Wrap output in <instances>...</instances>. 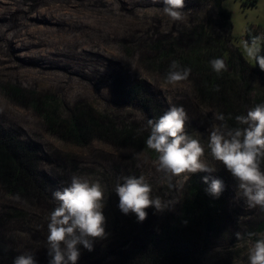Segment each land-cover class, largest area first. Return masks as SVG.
I'll list each match as a JSON object with an SVG mask.
<instances>
[{
  "label": "rangeland",
  "instance_id": "obj_1",
  "mask_svg": "<svg viewBox=\"0 0 264 264\" xmlns=\"http://www.w3.org/2000/svg\"><path fill=\"white\" fill-rule=\"evenodd\" d=\"M223 7L231 13L234 35L232 40H225V47L236 59L248 62L242 42L250 41L249 35L264 34V0H226ZM162 8L161 0H0V125L33 144L40 156V170L47 173L51 183V199L38 205L30 199L18 200L0 186V214L16 213V209L31 213L26 221L7 222L0 237L15 243L20 253L25 248L33 252L37 263L48 256L47 228L40 224L57 204L52 193L70 184L73 175L98 179L104 186L103 212L108 234L93 242L92 251L78 246L81 255L77 263L106 264L114 260L117 247L125 249L132 244L129 231L136 229L128 214L118 207L119 197L114 191L117 177L143 174L153 187V196L179 200L163 212L151 207L146 210L147 221L158 226L172 223L179 214L187 183L194 175L204 173L174 177L175 187L169 188L163 175L156 171L154 158L141 149L99 137H92L85 145L66 141L48 130L44 118L29 101L34 95H52L64 119L88 107L124 124L141 125L145 113L122 100L120 88L128 89L136 81H144L166 111L173 105L184 107L189 118L186 132L205 146L204 159L216 169L210 174L225 184L222 194L226 198V232H204L200 245L192 251V264H248L250 238L246 230L263 221L264 212L247 208L243 198L237 197L238 182L211 157L208 130L218 109L198 97L195 76L190 75L176 86L169 85L165 82L168 69L163 73L152 59L158 43L175 46L172 59L196 50L200 46L192 31L202 23L206 26L210 21L218 37L226 35L228 28L213 4L199 7L185 3L186 19L176 22L165 16ZM227 65L225 72L231 80L238 81L241 67L237 60ZM248 82L250 101L264 95L262 73ZM10 89L24 96H16ZM133 152L141 155L135 158ZM60 176L65 178L55 184ZM28 220L33 224L28 225ZM237 232L240 239L236 238ZM105 251L109 259L104 258Z\"/></svg>",
  "mask_w": 264,
  "mask_h": 264
},
{
  "label": "trees",
  "instance_id": "obj_2",
  "mask_svg": "<svg viewBox=\"0 0 264 264\" xmlns=\"http://www.w3.org/2000/svg\"><path fill=\"white\" fill-rule=\"evenodd\" d=\"M225 1L185 0V3L199 7L213 4L217 15L228 28L226 35L218 37L213 32L212 23L207 21L208 25L204 26L202 23L192 31L197 39V46H200L196 50L172 59L175 46L158 43L153 48L156 55H152V59L163 73L165 68L169 69L172 60H177L182 67H190L192 69L190 75L195 76L198 97L203 102L215 104L217 112L223 113L227 118L229 114L233 117L246 114L249 108L264 103V95L258 96L253 101L248 99L249 78L257 73L264 75V71L258 64L254 66L240 57L236 59L233 52L225 47V40H232L234 36L231 13L223 7ZM249 39H251L250 35ZM261 55H264V49ZM222 57L227 63H234L237 60L241 67L238 81L231 80L226 72L217 75L212 70L210 61ZM217 85L219 91L215 90ZM9 91L16 96H24L22 92L15 89ZM120 96L122 100L133 103L145 113V120L141 125L124 124L99 115L88 107L85 110L75 111L68 119H64L63 114L60 113V105L52 95L45 94L41 97L34 95L29 101L33 102L35 111L44 118L48 130L66 141L85 145L92 137H99L118 145L134 146L155 159V155L147 150L145 145L150 131L147 121L158 119L166 112V106L151 92L144 81H136L128 89L120 88ZM227 122L230 126L235 124L234 120ZM119 172L120 170L117 171L118 174ZM206 175L216 178L213 174L202 173L194 175L187 183L179 214L172 219V223L156 226L146 219L142 224L143 227H140L142 222H138L134 213H129L130 224L136 226V229L130 227L132 229L129 231L131 239L133 238L132 244L125 249L117 247L114 260L106 264H192V251L200 245L204 232L213 231L217 234L226 232L227 219L224 211L226 198L223 194L219 198H214L205 192L207 185L203 183L202 178ZM64 178L65 176H60L58 181H54L55 184H59ZM49 181L47 173L40 170V156L33 144L20 139L0 125V186L5 192L18 200L30 199L38 205L39 202L51 199ZM15 211L16 213L0 214V233L7 222H17L21 219L23 222L26 221L24 219H29L31 214L26 209ZM32 224L33 222L28 220V225ZM44 224H46L45 220L40 226L43 227ZM258 230L264 232V220L249 226L246 231L255 233ZM82 246L80 245V248L84 249ZM25 250L27 251V248ZM107 252H103L105 259H109ZM19 254L21 253L15 243L0 237V264H12L15 256ZM50 259L51 257L45 256L37 264H49ZM76 264L79 263L76 262Z\"/></svg>",
  "mask_w": 264,
  "mask_h": 264
},
{
  "label": "clouds",
  "instance_id": "obj_3",
  "mask_svg": "<svg viewBox=\"0 0 264 264\" xmlns=\"http://www.w3.org/2000/svg\"><path fill=\"white\" fill-rule=\"evenodd\" d=\"M162 12L171 21L186 19L183 9L185 0H161ZM246 59L264 71V34L251 37L242 42ZM212 70L220 75L228 70L223 58L210 61ZM134 68V66H133ZM192 69L182 67L177 60H172L165 74V82L176 86L187 81ZM219 91V86L215 88ZM188 114L182 106H171L158 119L147 121L149 135L145 141L146 149L155 155L156 171L161 173L169 188L174 177L188 178L197 173H212L216 169L204 159L205 146L199 139L186 132ZM234 120V126L228 124ZM142 131V130H140ZM208 135L207 148L214 161L221 163L238 182L237 197L243 198L247 208H259L264 212V103L249 108L246 114L227 118L223 113H213V122ZM122 149V152H128ZM141 153L133 152L138 158ZM207 185L205 192L219 198L225 189L223 180L204 176ZM114 191L119 197L118 207L124 214L134 213L138 222L147 218V209L156 212L170 209L178 199L163 200L153 196V187L143 175H124L117 177ZM56 206L50 210L46 221L47 235L45 245L49 264H76L83 245L88 251L93 250L95 240H103L108 235L105 230L106 217L105 188L101 182L73 175L66 187L52 193ZM250 246L247 250L248 264H264V232L248 233ZM252 237H256L254 241ZM240 239L241 234L236 233ZM12 264H37L34 253L25 251L13 259Z\"/></svg>",
  "mask_w": 264,
  "mask_h": 264
}]
</instances>
